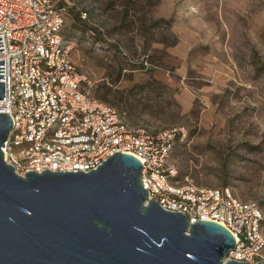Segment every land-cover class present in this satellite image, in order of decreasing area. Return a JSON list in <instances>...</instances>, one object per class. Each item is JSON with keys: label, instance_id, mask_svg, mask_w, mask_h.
<instances>
[{"label": "rangeland", "instance_id": "obj_1", "mask_svg": "<svg viewBox=\"0 0 264 264\" xmlns=\"http://www.w3.org/2000/svg\"><path fill=\"white\" fill-rule=\"evenodd\" d=\"M62 2L93 95L132 126L183 128L178 179L229 187L264 216V0Z\"/></svg>", "mask_w": 264, "mask_h": 264}, {"label": "built area", "instance_id": "obj_2", "mask_svg": "<svg viewBox=\"0 0 264 264\" xmlns=\"http://www.w3.org/2000/svg\"><path fill=\"white\" fill-rule=\"evenodd\" d=\"M63 0H0L3 99L12 127L1 150L20 176L34 171L88 172L114 152L135 156L148 198L188 224L213 221L234 237L224 260L255 264L264 249L260 207L229 187H199L178 179L171 160L183 128L150 131L93 95L94 83L70 58ZM86 16L81 12V17ZM181 134V135H180Z\"/></svg>", "mask_w": 264, "mask_h": 264}, {"label": "water", "instance_id": "obj_3", "mask_svg": "<svg viewBox=\"0 0 264 264\" xmlns=\"http://www.w3.org/2000/svg\"><path fill=\"white\" fill-rule=\"evenodd\" d=\"M11 127L0 112V264H249L224 260L235 240L222 225L188 224L149 199L131 154L88 172L16 174L1 150Z\"/></svg>", "mask_w": 264, "mask_h": 264}, {"label": "trees", "instance_id": "obj_4", "mask_svg": "<svg viewBox=\"0 0 264 264\" xmlns=\"http://www.w3.org/2000/svg\"><path fill=\"white\" fill-rule=\"evenodd\" d=\"M85 13H86V15H87V11L85 10L84 11ZM127 17V11L126 10H124L123 12H122V21H124L125 20V18ZM74 19L75 20H79V19H81V12H77L75 15H74ZM156 23V21L155 22H153V24H155ZM155 83L157 82L156 80H153ZM120 100H121V96H120Z\"/></svg>", "mask_w": 264, "mask_h": 264}]
</instances>
